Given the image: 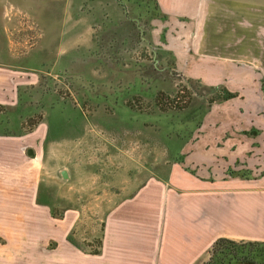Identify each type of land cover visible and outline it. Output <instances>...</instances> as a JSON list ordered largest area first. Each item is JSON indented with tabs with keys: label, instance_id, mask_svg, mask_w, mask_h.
Returning <instances> with one entry per match:
<instances>
[{
	"label": "rangeland",
	"instance_id": "rangeland-1",
	"mask_svg": "<svg viewBox=\"0 0 264 264\" xmlns=\"http://www.w3.org/2000/svg\"><path fill=\"white\" fill-rule=\"evenodd\" d=\"M189 44L190 31L151 0H0V68L13 78L0 104L3 131L31 133L34 152L24 155L40 199L56 218L82 208L67 237L84 249H96L112 200L174 167L223 187L264 185V77L249 80L254 93L207 84L184 71ZM160 92L165 101L178 92L185 106H161ZM237 248L208 264L263 257L260 246ZM27 257L44 264L43 253Z\"/></svg>",
	"mask_w": 264,
	"mask_h": 264
},
{
	"label": "crops",
	"instance_id": "crops-1",
	"mask_svg": "<svg viewBox=\"0 0 264 264\" xmlns=\"http://www.w3.org/2000/svg\"><path fill=\"white\" fill-rule=\"evenodd\" d=\"M151 1L162 16L190 31L187 74L207 84H240L254 93L249 80L264 77V0ZM202 46L237 51L197 52ZM12 79L0 68V104L9 101ZM2 124L0 120V264H30L26 256L39 252L44 264H196L209 257V247L220 236L264 240V185L254 181L223 187L174 167L167 177L148 178L132 193L112 200L96 249L86 250L67 237L82 208L66 206L59 218L52 214L47 200L40 199L36 165L24 155L29 154L31 133H5ZM92 204L100 205L99 195Z\"/></svg>",
	"mask_w": 264,
	"mask_h": 264
},
{
	"label": "trees",
	"instance_id": "trees-1",
	"mask_svg": "<svg viewBox=\"0 0 264 264\" xmlns=\"http://www.w3.org/2000/svg\"><path fill=\"white\" fill-rule=\"evenodd\" d=\"M162 95H163V92H160L158 96H156V101L163 107L168 106V105H173L177 107L185 106V103H178L179 95H180L178 94V92L172 96H166L168 97L166 101L163 100L164 96L162 97ZM245 245L249 246V250H251L250 248L253 246H260L261 252L259 254L263 255V257L260 260H257V259H253L254 256H251V258H248V260H251L252 264H264V240H244V239L236 240V239L229 238L226 236H220L214 240L212 247L209 251L210 255L208 259L202 262L201 264H208L209 262L213 260V256L218 255V253L225 254L226 249L230 248V246L232 247V255L235 256L236 251L238 249L237 247H240V250H241L245 247ZM242 258L246 259L245 256H243ZM242 258H239V259H242Z\"/></svg>",
	"mask_w": 264,
	"mask_h": 264
},
{
	"label": "water",
	"instance_id": "water-1",
	"mask_svg": "<svg viewBox=\"0 0 264 264\" xmlns=\"http://www.w3.org/2000/svg\"><path fill=\"white\" fill-rule=\"evenodd\" d=\"M27 152L29 153V154H31L33 151H32V148L31 147H29L28 149H27ZM62 174L63 175H66V171L65 170H62Z\"/></svg>",
	"mask_w": 264,
	"mask_h": 264
}]
</instances>
